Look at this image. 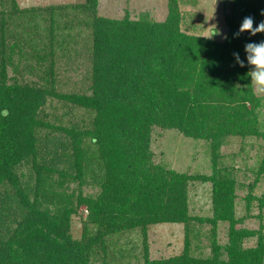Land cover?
I'll return each instance as SVG.
<instances>
[{
    "label": "trees",
    "instance_id": "obj_1",
    "mask_svg": "<svg viewBox=\"0 0 264 264\" xmlns=\"http://www.w3.org/2000/svg\"><path fill=\"white\" fill-rule=\"evenodd\" d=\"M189 3L167 0L156 20L100 16L98 0L30 7L0 0V110L9 112L0 116V264H129L137 260L133 232L142 237L140 264H264V226H241L242 186L220 162L228 138L264 139V97L253 91L243 50L264 33L233 36L244 17L264 20V0H229L223 41L187 26ZM83 56L81 88L58 91L63 65ZM154 128L206 142L211 174L155 163ZM263 172L264 159L244 198L245 217L254 205L262 219L264 194L252 189ZM195 181L210 184L208 217L189 214ZM160 224L183 226V249L150 259L147 230ZM203 225L210 251L199 256L193 248Z\"/></svg>",
    "mask_w": 264,
    "mask_h": 264
},
{
    "label": "rangeland",
    "instance_id": "obj_2",
    "mask_svg": "<svg viewBox=\"0 0 264 264\" xmlns=\"http://www.w3.org/2000/svg\"><path fill=\"white\" fill-rule=\"evenodd\" d=\"M82 0H16L20 7L47 6L52 4H75ZM194 2L187 4L186 24L189 28L190 22L193 25V32L204 37L214 31V26L221 33L212 37L214 40L223 41L227 33V26L224 22V13L228 11L229 0H188ZM167 0H98V13L112 19H121L128 14L131 19L138 18L141 14H148L158 20L163 19L166 13ZM85 56L75 59V64L65 63L61 73V84L57 86L60 92H72L80 89L86 78L89 65ZM69 68V69H67ZM254 91V90H253ZM255 93V91H254ZM256 94V93H255ZM264 97V94H256ZM56 104V103H54ZM60 112V111H59ZM264 113L263 108L261 110ZM151 150L153 160L167 168L177 172L191 175H210L211 156L208 145L204 141L185 138L176 130H162L154 128L152 133ZM220 162L223 166L233 167L235 178L242 187L236 191V215L244 217L241 226L257 230L260 223L264 226V211L262 219L257 218L258 211L255 206L251 207V217L245 208V196L255 179L254 172L258 170L261 161L264 159V139L230 137L220 150ZM259 181L252 189L254 196L264 194V172ZM188 209L191 216L208 217L211 215V187L209 183L195 181L188 187ZM85 213L82 217L84 218ZM81 216L75 217L72 222L73 237L78 238L81 229ZM201 237L198 248H193V253L199 256L209 254L208 225L199 227ZM226 226L221 224L218 228L217 239L221 245L226 244ZM264 233V230H263ZM184 232L182 225L160 224L154 225L147 230L146 243L150 259H162L178 255L183 249ZM130 244L133 241L137 247L131 255H137V260L132 259L129 264H140L143 262L142 237L138 232L130 234ZM197 241L193 242L196 245ZM128 264V260L124 263Z\"/></svg>",
    "mask_w": 264,
    "mask_h": 264
},
{
    "label": "clouds",
    "instance_id": "obj_3",
    "mask_svg": "<svg viewBox=\"0 0 264 264\" xmlns=\"http://www.w3.org/2000/svg\"><path fill=\"white\" fill-rule=\"evenodd\" d=\"M261 15H264L262 10ZM247 32L250 36H255L258 33H264V20L255 24L254 19L251 16L244 17L237 32L233 34L234 37H238L241 34ZM218 29L214 26V31L206 38H212L215 35H220ZM227 39V36H223ZM245 60L250 68L247 75L250 77V84L256 94H264V40L259 42H249L244 45ZM234 62L239 67H245V60L240 59L239 53H233ZM9 115L8 110H0V116L7 117Z\"/></svg>",
    "mask_w": 264,
    "mask_h": 264
}]
</instances>
